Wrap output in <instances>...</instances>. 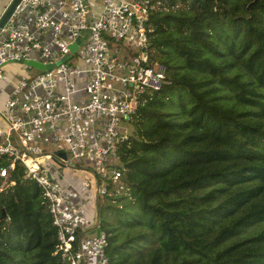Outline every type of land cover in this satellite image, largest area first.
Listing matches in <instances>:
<instances>
[{
	"label": "trees",
	"instance_id": "1",
	"mask_svg": "<svg viewBox=\"0 0 264 264\" xmlns=\"http://www.w3.org/2000/svg\"><path fill=\"white\" fill-rule=\"evenodd\" d=\"M148 25L166 78L139 99L117 146L129 195L109 183L95 197L106 256L264 264V0H165ZM11 182L0 193V264H64L40 187L19 164Z\"/></svg>",
	"mask_w": 264,
	"mask_h": 264
},
{
	"label": "built area",
	"instance_id": "2",
	"mask_svg": "<svg viewBox=\"0 0 264 264\" xmlns=\"http://www.w3.org/2000/svg\"><path fill=\"white\" fill-rule=\"evenodd\" d=\"M5 1L0 19L11 2ZM164 5L165 0H20L0 30V92L4 64L54 65L23 77L0 109L6 125L0 130V162H6L0 166V193L13 185L15 165L22 166L24 179L41 189L56 231L54 255L64 264H110L106 235L94 228L87 208L94 189L104 195L109 183L128 193L116 169L117 146L128 138L125 124H131L139 99L165 81L164 67L152 62L146 48L149 15ZM77 37L72 54L69 46ZM48 147L52 153L45 152ZM59 168L93 177L75 188L64 183Z\"/></svg>",
	"mask_w": 264,
	"mask_h": 264
},
{
	"label": "crops",
	"instance_id": "3",
	"mask_svg": "<svg viewBox=\"0 0 264 264\" xmlns=\"http://www.w3.org/2000/svg\"><path fill=\"white\" fill-rule=\"evenodd\" d=\"M6 4V1H3V4L0 5V10L2 9V7ZM24 20H26V18H24ZM49 37L47 34L45 36H43V40L44 41H48ZM32 59L37 60V56L35 54H32ZM34 61V60H33ZM13 64V65H11ZM15 63H10L5 65L3 67V73L5 75L4 80L1 81V88L2 91L0 92V109H2L3 104L7 98V96L12 92L13 88L20 82V80L23 77L26 76H33L35 75L37 72V70H33L32 68L28 67V66H24L23 64H21V66H15ZM20 64V63H19ZM12 66V67H10ZM32 71H35V73L32 74ZM0 130H6V125L5 123L2 121V119L0 118ZM64 169V168H63ZM67 172V169H66ZM69 173V175H71V172H67ZM63 174V178H64V172ZM83 180V179H82ZM65 184L71 183L75 188L79 187L80 182L77 183H73L71 181H68L66 179H63ZM71 187V186H70ZM95 212V211H94Z\"/></svg>",
	"mask_w": 264,
	"mask_h": 264
},
{
	"label": "rangeland",
	"instance_id": "4",
	"mask_svg": "<svg viewBox=\"0 0 264 264\" xmlns=\"http://www.w3.org/2000/svg\"><path fill=\"white\" fill-rule=\"evenodd\" d=\"M3 1L4 0H0V5L1 4H3ZM131 52L132 53H130V55L131 54H135L134 53V49L132 48L131 49ZM79 56V54H76V56H74V58H77ZM119 57L120 58H123L124 60H126L125 58H124V55L123 54H119ZM10 65V64H9ZM11 65H13V64H11ZM15 66H21V64H14ZM10 67H12V66H10ZM5 68V67H4ZM34 70V69H33ZM33 73H35V71H32V74ZM125 126H126V129H127V132H128V134L130 133V131H131V127H130V125L129 124H125ZM45 152L46 153H52V148L51 147H48L46 150H45ZM46 163H48L49 165H51L52 167H55V165H54V162L53 161H51V160H49V161H47ZM58 172L59 173H63L64 172V178H61V179H66V180H68V181H71V182H73V183H79L82 179H86V180H92V177H93V175H92V173H90L89 171H84V170H80V169H78V170H75L74 172H72V171H70V170H67V172H71V175H69V173H67L66 172V169H63V168H59L58 169ZM94 196H93V199L92 200H90V203H89V206H88V208H87V215L90 217V218H92V221L94 222L95 220H96V218H97V216H96V214H95V197H96V191H95V189H94ZM124 193V195L125 196H128L129 195V193H127V191H125V192H123ZM96 194V195H95ZM99 196V195H98ZM92 202H94V204L92 203ZM105 215H106V213H104L102 216H101V218H102V220H105L106 221V219L109 221V220H112L113 218L111 217V215H106V218H105Z\"/></svg>",
	"mask_w": 264,
	"mask_h": 264
},
{
	"label": "water",
	"instance_id": "5",
	"mask_svg": "<svg viewBox=\"0 0 264 264\" xmlns=\"http://www.w3.org/2000/svg\"><path fill=\"white\" fill-rule=\"evenodd\" d=\"M19 2H20V0H11L10 4L8 5L7 9L5 10V12L3 13V15L0 19V30L4 27L8 18L10 17V15L12 14V12L14 11V9L16 8V6L18 5ZM86 38H87V35H85L83 37V39H86ZM79 43H80V37H77L75 39V42L69 46V49H70L72 54L76 53ZM142 52H144V49H142ZM66 59H67V56H65L58 64L66 61ZM12 63L23 64L25 66H28L32 69L37 70L41 74H44L46 71H50L54 68V65H52V64L43 65L42 63H40L38 61H33V60L23 61V62H12ZM5 65H7V64H4L3 66H5ZM58 157L62 158L63 160H66V155L64 153L58 154ZM48 178H50V174H48ZM3 215H4V212H3Z\"/></svg>",
	"mask_w": 264,
	"mask_h": 264
}]
</instances>
